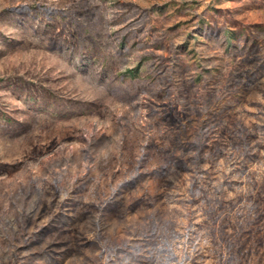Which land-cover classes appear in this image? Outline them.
Returning a JSON list of instances; mask_svg holds the SVG:
<instances>
[{
  "label": "rangeland",
  "instance_id": "1",
  "mask_svg": "<svg viewBox=\"0 0 264 264\" xmlns=\"http://www.w3.org/2000/svg\"><path fill=\"white\" fill-rule=\"evenodd\" d=\"M0 264H264V0H0Z\"/></svg>",
  "mask_w": 264,
  "mask_h": 264
}]
</instances>
